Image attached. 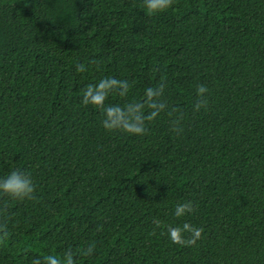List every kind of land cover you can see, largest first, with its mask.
I'll list each match as a JSON object with an SVG mask.
<instances>
[{"label": "trees", "instance_id": "trees-1", "mask_svg": "<svg viewBox=\"0 0 264 264\" xmlns=\"http://www.w3.org/2000/svg\"><path fill=\"white\" fill-rule=\"evenodd\" d=\"M14 168L35 191L0 195V264H264V0H0Z\"/></svg>", "mask_w": 264, "mask_h": 264}, {"label": "clouds", "instance_id": "clouds-1", "mask_svg": "<svg viewBox=\"0 0 264 264\" xmlns=\"http://www.w3.org/2000/svg\"><path fill=\"white\" fill-rule=\"evenodd\" d=\"M171 4V0H144V5L147 11L152 13H158L166 10ZM82 70V69H81ZM114 81L105 79L101 80L96 85H88L84 91L83 102L84 103H98L103 99L104 90L109 88ZM152 90H149L151 94ZM198 92L203 94L206 92V88L201 85L198 88ZM199 107V105H197ZM141 131L139 127L135 129ZM35 191V185L32 176L24 170L14 168L10 170L6 175L0 176V195H5L13 199H26L32 198ZM193 204L191 201H185L177 203L174 206L173 216L181 218L187 213L191 212ZM157 225L160 224L159 220L154 221ZM185 233H190V236L186 239ZM202 229L191 225L188 222L182 224L169 226L168 236L175 243L195 244L197 240L201 238ZM94 250V245L88 246L84 249V255H91ZM67 264H73L72 256L70 253L66 254ZM55 264V262H53Z\"/></svg>", "mask_w": 264, "mask_h": 264}]
</instances>
